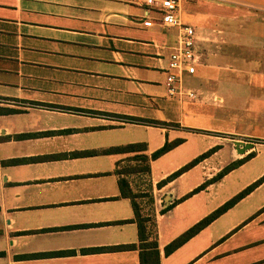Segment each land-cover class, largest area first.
Wrapping results in <instances>:
<instances>
[{
	"label": "crops",
	"instance_id": "obj_1",
	"mask_svg": "<svg viewBox=\"0 0 264 264\" xmlns=\"http://www.w3.org/2000/svg\"><path fill=\"white\" fill-rule=\"evenodd\" d=\"M262 13L264 0H180L181 21L195 28L206 60L190 75L196 93L224 95L220 82L253 85L248 74L264 75ZM202 28L209 40L199 34ZM220 38L227 40L222 47L232 45V68L214 60ZM176 39L177 28L162 25L143 0H0V264H140L132 200L118 184L122 176L137 194L140 214L155 221L160 264H264V181L164 254L167 243L264 174L263 166L235 181L210 207L211 191L235 179L245 161L181 199L247 150L240 153L220 137L240 133L241 124L204 118L198 95H167L165 69ZM232 96L248 114V134L264 139V95ZM37 132L45 133L16 136ZM177 138L182 141L150 160L147 172L119 173L134 152L102 151L144 142L142 152L150 154ZM90 150L97 152L72 154ZM222 220L220 240L212 243L209 228Z\"/></svg>",
	"mask_w": 264,
	"mask_h": 264
},
{
	"label": "trees",
	"instance_id": "obj_2",
	"mask_svg": "<svg viewBox=\"0 0 264 264\" xmlns=\"http://www.w3.org/2000/svg\"><path fill=\"white\" fill-rule=\"evenodd\" d=\"M9 112L16 111L15 109H8ZM130 121H141V122H148L151 124H166L165 122H161L159 120H151V119H143V118H136L128 116L126 117ZM45 132H37V133H28V134H18L17 137H25L27 135H37L42 134ZM182 139L177 138L172 141H166L162 146L151 152L150 154H146L142 152L146 149V144L144 142H136V143H128L125 145H118V146H111L108 147L102 151L106 153H118V152H134L133 155L129 156L127 160H135L136 163L132 166H129L124 171H118L119 173H123L124 175L133 173V172H147L149 171V162L152 159L157 158L158 156L162 155L172 147H174L176 144L181 142ZM216 150V146L206 150L205 152L201 153L200 155L196 156L192 160H190L187 164L176 170L174 173L170 175V177H174L181 173L182 171L188 169L189 167L196 164L200 159L210 155ZM95 150L85 151V152H73L72 154H93L96 153ZM255 153L250 152L245 157H242L240 159H237L227 165H225L219 172H217L213 177H211L209 180L205 181L198 187L192 189L189 193H187L185 196H183L181 199L191 195L192 193L198 191L199 189L203 188L205 185L215 182L218 179H220L224 174L229 172L231 169L237 167L241 163L245 162L249 158L253 157ZM41 158V157H37ZM18 159H12L10 161H16ZM262 181H264V174L256 179L254 182H252L250 185L239 191L237 194H235L233 197H231L229 200L225 201L223 204H221L219 207L211 211L209 214H207L205 217L200 219L198 222L193 224L191 227H189L187 230L182 232L180 235L175 237L173 240H171L169 243H167L163 250L164 254L168 255L171 253L174 249H176L178 246H180L182 243H184L186 240H188L190 237H192L194 234H196L200 229L208 225L211 221H213L216 217H218L221 213L226 211L229 207L234 205L239 199H241L243 196H245L248 192H250L254 187L259 185ZM118 184L120 187V192L122 196H127L132 200V205L134 208V219L137 223V237H138V244L137 247L139 249V261L140 264H160V252L158 248V243L155 235V221L150 216H143L138 211V208L136 206V203L134 202L133 198L137 194L132 192L128 185V181L125 178V176H122L118 180ZM161 184V183H160ZM135 244L128 245L127 247H135Z\"/></svg>",
	"mask_w": 264,
	"mask_h": 264
},
{
	"label": "rangeland",
	"instance_id": "obj_3",
	"mask_svg": "<svg viewBox=\"0 0 264 264\" xmlns=\"http://www.w3.org/2000/svg\"><path fill=\"white\" fill-rule=\"evenodd\" d=\"M254 13L255 12H251L252 15ZM262 14L264 15V13H262ZM248 24H246V25L248 26ZM246 25H245V27H247ZM211 29H213V28H211ZM220 30H222V29L220 28ZM206 31H208V30H204L202 28V29H200L201 33H199L198 31L197 32L201 36L207 37V39H208V37H210V33H207ZM221 32L222 31H220V34H221ZM202 40H203V38H202ZM226 43H227V40H223L220 38V48L216 47L213 49V51H215L217 54H218V52L220 53V57H215L214 60L220 59V65H224V66H227L228 68H232L233 61H234V52L232 49V45H229L228 47H222V44L226 46ZM199 51H201V50L199 49ZM244 52L246 53V55L248 54L247 49H245ZM200 59H202L203 63H205L206 60L205 61L203 60V55L201 54V52L199 55V61H200ZM248 67H253V65L248 66ZM229 74L233 75L234 72L231 71ZM252 74H254V75L251 77H250V74H248V79H250V78L254 79L255 83L253 85L250 84V80H247V82H249V83H245L242 85H236V84L227 85V83L220 82V90L222 88L223 89L226 88L224 91L221 90L222 93H225L224 95H221V93H220V96L216 94V95H212V97H211V93L209 94L210 96H206L207 94L201 92L200 90H198L200 92H197L198 96H199L198 99L201 100V102H203L202 104H204V105H201V107L199 108V114L202 113L204 118L213 117V121L220 123V126L221 125H224V126L229 125L232 128H233L234 124H235V126L241 124V126H240L241 128L239 131L240 133H237L235 135H231V134H227V133L222 134L223 136H220V137H221V140H223V142H227L230 146H232V145L234 146L233 140H242L244 142H252L253 143L252 148L247 149V151L245 150L246 153H244L242 155V157H245L250 152H253L256 154V151H258V150L261 151L260 154L258 156L256 155L252 160H249L250 158L248 160H246L249 162H247L244 167L238 169L233 174V176L236 177L235 179H229V181H227L225 183V186L223 188H221L220 190L216 187V188H214V191H211V196L209 199V206L210 207L217 204V201L219 199L220 194L229 192L234 188L233 184L235 181L240 180V179L242 180V178L244 179L245 177L254 174L256 171H258L261 167L264 166V139L263 138L258 139V138H256L255 135L248 134L249 121L247 119L244 120L245 119L244 115H248V114L239 110V107L237 106V104H235L232 100L233 99L232 95H233L234 91L235 92L240 91L241 93L247 94L248 96L256 94L258 92L260 93V95H264V89H263L264 75L260 74L259 72H254ZM185 81L187 82V85L190 87L196 88L195 86H198V84L195 85L196 82H194V81H196V77L189 76L187 78V80H185ZM199 87H202V86H199ZM199 87L197 89H199ZM215 97H217V99H214ZM238 105H240V104H238ZM242 105H244L245 107H248L250 104L247 100V102H245V103L242 102ZM235 106L237 109L235 108ZM185 113H188V112L185 111ZM262 121H264V120H262ZM251 127H253V126H251ZM235 129H239V128L235 127ZM259 141H263V142H259ZM130 161H132V160H126V161L122 162L120 164L118 170L124 171L126 168H128L129 166H132L136 163L135 161H133V162H130ZM262 191H263V189L261 191L257 192L256 199H257V197L261 198L260 194ZM259 200L260 199H258V201ZM244 207H245L244 204H242L240 207H237L236 211L243 213ZM225 218L227 219L228 216ZM222 222H223V220L218 221V222L214 223L209 228V231L211 232L210 241H212V243H215L216 241L220 240V229L222 227ZM245 249H247V248H245ZM235 252H237V251L231 252L229 254H233ZM218 254H220V248L215 253H213V255H218ZM240 257H241V255L237 254L236 256L233 257V259L236 260V259H239ZM217 258H220V255L217 256Z\"/></svg>",
	"mask_w": 264,
	"mask_h": 264
},
{
	"label": "built area",
	"instance_id": "obj_4",
	"mask_svg": "<svg viewBox=\"0 0 264 264\" xmlns=\"http://www.w3.org/2000/svg\"><path fill=\"white\" fill-rule=\"evenodd\" d=\"M143 1L158 12L162 25L177 28L176 43L171 48L165 69L167 95L179 100L195 99L198 94L184 82L187 76L194 74L199 64V36L195 28L181 21L180 0Z\"/></svg>",
	"mask_w": 264,
	"mask_h": 264
},
{
	"label": "water",
	"instance_id": "obj_5",
	"mask_svg": "<svg viewBox=\"0 0 264 264\" xmlns=\"http://www.w3.org/2000/svg\"><path fill=\"white\" fill-rule=\"evenodd\" d=\"M233 141H234V145L240 149L239 150L240 153H243L245 150L252 147V142H244L242 140H233Z\"/></svg>",
	"mask_w": 264,
	"mask_h": 264
}]
</instances>
